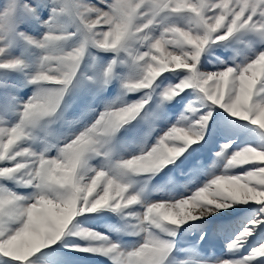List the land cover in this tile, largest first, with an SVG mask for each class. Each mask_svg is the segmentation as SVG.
I'll use <instances>...</instances> for the list:
<instances>
[{
	"label": "snow or ice",
	"instance_id": "obj_1",
	"mask_svg": "<svg viewBox=\"0 0 264 264\" xmlns=\"http://www.w3.org/2000/svg\"><path fill=\"white\" fill-rule=\"evenodd\" d=\"M0 264H264V0H0Z\"/></svg>",
	"mask_w": 264,
	"mask_h": 264
}]
</instances>
